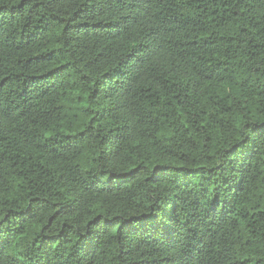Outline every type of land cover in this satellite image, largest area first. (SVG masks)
<instances>
[{
    "label": "trees",
    "instance_id": "trees-1",
    "mask_svg": "<svg viewBox=\"0 0 264 264\" xmlns=\"http://www.w3.org/2000/svg\"><path fill=\"white\" fill-rule=\"evenodd\" d=\"M0 264H264V0H0Z\"/></svg>",
    "mask_w": 264,
    "mask_h": 264
}]
</instances>
